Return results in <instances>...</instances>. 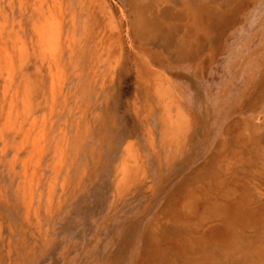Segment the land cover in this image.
<instances>
[{
	"label": "bare ground",
	"instance_id": "obj_1",
	"mask_svg": "<svg viewBox=\"0 0 264 264\" xmlns=\"http://www.w3.org/2000/svg\"><path fill=\"white\" fill-rule=\"evenodd\" d=\"M178 1L193 7L192 19L200 31H206L203 0H148L145 5L144 0H0V264H19V246L14 244L19 239V221L14 218L6 224L5 209L11 207L15 214L20 209L23 189L21 182L16 181L19 177L16 167L21 154L30 147V157L24 160L23 169L27 175L32 166L35 176V180H25L29 181L27 187L23 184L25 215L29 213L30 194L33 201L38 199L35 206L38 216L44 201L43 184H48L45 204L50 214L60 211L66 201L60 195L63 192L67 196L70 190L68 173L75 158L71 159L69 152L67 124L59 132V138L58 133H53L55 121H52L32 141L29 136L18 140L26 122L32 129L39 121L48 122V115L44 114L42 119L37 118V113L53 114L55 104H59L63 90L53 89L54 67L58 76L62 70L58 81L78 82L85 76L83 71L100 66L103 56L110 61L108 64L116 63L110 54L119 51L123 55L127 47L125 36L130 39L132 34L150 35L157 38L155 45H160L161 37L178 36V31L186 29L184 24L178 27ZM164 2L171 4L165 7ZM236 2L241 5L234 7L231 19L236 15L239 18L243 12L244 19L234 28L241 33L235 32L228 40L227 56L218 62H249L247 52L250 54L255 46L264 51V0H221L210 7L220 17ZM184 16L183 20L188 18V14ZM255 33L262 34L261 40L247 44L249 34ZM254 62L264 65V53ZM50 95L55 96L53 104ZM131 156L138 159L136 152ZM215 159L213 165L203 168L200 165L198 178H187L185 187L179 191L184 193L182 197L177 189L161 203L159 210L147 213L138 231L141 233L138 241L129 247L125 260L110 258L109 254L116 249L114 253L118 252L120 247H115V243L107 247L102 264H264V147L233 146ZM7 163L10 185L2 179ZM137 165L133 168L124 162L118 169L121 178L112 184L116 191L111 196L112 208L124 201L130 180L137 184L140 170ZM110 222L117 220L110 217ZM7 225L10 236L6 241ZM122 238L129 237L125 234ZM100 240L97 235L92 242L96 246ZM94 253L96 260L98 253L96 250ZM63 254L71 256L69 251Z\"/></svg>",
	"mask_w": 264,
	"mask_h": 264
},
{
	"label": "crops",
	"instance_id": "obj_2",
	"mask_svg": "<svg viewBox=\"0 0 264 264\" xmlns=\"http://www.w3.org/2000/svg\"><path fill=\"white\" fill-rule=\"evenodd\" d=\"M147 1L144 0L143 5ZM217 1L221 0H203L201 3L206 9V13L202 17L207 25L206 31H200L197 27L198 23L196 24L192 19L193 7L190 4L187 5L182 1L180 3L178 1V27L184 24L185 32L178 31V36L159 38L160 45H155L154 42L157 38H151L150 35L136 37L135 34H132L130 39L125 36L124 45L127 47L123 55L119 51L110 54L111 57L114 56L116 63L114 62L113 65L108 64L110 61L105 60V55L102 57L100 66L83 71L85 76H82V79L78 82H67V84L60 81L56 82L64 90L68 86L77 87L82 82H90L91 80L97 84L95 88H98L99 91L96 89V94H99L107 86H112L114 73L124 64L125 58L136 60L137 77L144 85V95L142 98L138 96L136 100H132V111L142 121H146L145 132L150 147H143L137 140H129L122 147L120 157L113 165L115 169L113 176L116 175V181L121 178L118 169L124 162H128L133 168L138 163L137 167L140 168L138 173L139 183L134 184V179L128 182L131 187L123 197L124 200L134 196L139 190H144L151 200L156 198L157 203L160 202L159 204L156 203L157 206L155 205V208L159 210L162 207L161 203L167 201L168 196L172 195L177 189L178 195L182 197L184 193L179 191L185 187L184 185L188 182L187 178L188 180L190 177L198 178L200 169L207 164L213 165L215 158L222 157L227 148L233 146L264 147V65L258 62L252 63L253 60L258 59V56L262 57L264 51H262V48L258 50V47L255 46L250 54L247 52V55L250 56L249 62H218L227 56L228 40L235 36V32L241 33L234 28L242 21V18L244 19V15L242 16V12L241 17L235 18L236 15L233 18L234 20L231 19V12L234 7L241 5V2H236V6L234 4L232 8L225 11L226 13H222L224 15L217 17L213 13V7H210ZM170 4V2L163 3L165 7ZM183 14L185 16L188 14V18L183 20ZM249 35L248 39L245 40L249 45L257 44L262 36L261 33L258 35L255 33L254 36ZM147 53L171 55L178 60L180 67L192 71L197 78L202 80L200 86L203 89V100L200 105L195 107L192 104V95L188 88L179 82L177 85L173 74L169 71L161 67H155L160 61L147 58L145 55ZM247 55L244 56L245 60H247ZM99 70H105L107 73L108 71L111 72L109 82H107V74H97ZM66 96V93L62 94L59 103L67 104L69 99ZM49 98L53 104L55 96L52 95L51 97L50 95ZM80 104H82L81 100ZM156 111L159 112L156 114ZM93 112L91 107L86 105L84 110L79 111L77 115L79 121L77 147L85 146L86 135L90 133L91 124L87 119L89 113L93 117L101 116L99 111ZM49 113V111H39L37 118L43 119L44 114H46L49 120L54 121L60 117L64 119L63 126L72 118L71 113H65L64 110L57 114ZM153 115H155L153 119L156 118L160 122V134H157L151 124ZM83 120L85 121L84 126L82 124ZM83 130L86 131L85 136L82 134ZM68 131L70 133L71 130ZM211 135L213 140L209 138ZM199 141L204 142L203 144L206 147H201V150L196 152L195 145ZM68 147H71V145L69 144ZM132 152L138 154V159L131 156ZM177 162L178 165L186 162V165L178 174L177 179L167 189L165 188V180L162 178V171L164 167H172ZM254 168H258V166L255 167L254 165ZM114 181H112L113 184ZM9 222L11 221H7L6 217V224L9 225ZM8 225L5 231L6 241L10 236ZM14 244L19 246L18 257L24 245L20 237L18 242Z\"/></svg>",
	"mask_w": 264,
	"mask_h": 264
},
{
	"label": "rangeland",
	"instance_id": "obj_3",
	"mask_svg": "<svg viewBox=\"0 0 264 264\" xmlns=\"http://www.w3.org/2000/svg\"><path fill=\"white\" fill-rule=\"evenodd\" d=\"M146 57L154 60L158 59V62H160L155 67L164 68L172 73L175 83L178 85L179 82L191 92L192 104L195 107L200 105L203 100V89L200 86L202 80L197 78L192 71L184 70L178 65V61L168 54L147 53ZM61 71H59L58 76L57 69L54 67L53 73H56L54 82L59 80L60 75H62ZM137 71L136 60L125 58L124 64L114 73L112 86H107L99 94H96V89L99 91L98 88H95L97 84L91 80L90 82L84 81L77 87L68 86L62 94L66 93L69 102L65 105L62 103L55 104L54 113L57 114L62 110L65 113H71L72 118L67 121V125L71 130L67 141L71 145L69 150L71 159L75 158V165L68 173L70 190L67 192V196L62 195L63 192L61 193L59 189L60 196L62 199L66 197V201L58 213L50 214L49 209H46L45 199L48 184L45 183L41 186V191L44 192V201L42 208L37 211L38 216L35 212L38 199L36 197L33 201L30 194H28V200L31 203L29 213L25 215L26 201H24L23 196V184L25 183L24 187H27L26 183H29V181L25 182V180H35V176L32 173V166L28 169L27 175L23 169L24 160L30 157V147L21 154V161L16 167L19 171V177L16 178V181L21 182L23 189L20 198V209L18 214H15L11 207L5 209L7 221H13L14 218L19 221L17 236L20 237L24 245L18 256L19 264H53V260L55 264H102L108 253L107 247L115 243V247L116 245H120V247L118 252L114 253L116 249L109 254L110 258L117 256L120 261H123L129 247L138 241L141 234L138 231L144 221L143 218L148 212L157 210L155 208L158 202L157 199L151 200L144 190H139L134 196L123 202H117L115 208L110 206V203H112L111 196L113 193L116 194L115 188L112 187V181L117 179L116 175L113 176L115 172L113 165L120 157L122 147L129 140H137L143 147H150L145 132L146 121H142L132 111V100H136L138 96L142 98L144 95V85L137 77ZM100 73L107 74V82L110 81V71L108 73L105 70L97 71V74ZM51 80L52 78L49 82ZM64 83L67 84V80ZM61 87L60 84L56 83L54 91H58ZM80 100L82 104H80ZM86 105L91 107L94 112L99 111L101 116L93 117L89 113L87 119L91 124L90 133L86 135L85 146L77 147L79 122L77 115L79 111L84 110ZM155 115L151 118V124L157 134H160V122L156 118L153 119ZM63 120L60 117L54 120L53 133H58L57 138H59ZM50 123H52L51 120L48 122L42 120L32 129L29 121L26 122L21 128L18 140L27 139V136H29L28 139L32 141L38 133L47 130ZM82 124L85 125L84 120ZM85 133L86 131L83 130V136H85ZM209 138L213 140L212 135ZM203 143L199 141L195 145L196 152H199L201 147H206ZM11 154L12 151L9 152L8 157ZM185 165L186 162H182L180 165L177 162L172 167H164L162 178L165 180V188L168 189L172 185ZM9 167L10 165L7 163L4 167L5 175L2 176L6 185L11 183ZM108 216L115 218L117 222L111 224ZM121 226L122 230L118 231ZM125 234L129 238L124 240L122 235ZM97 235L101 236V240L95 246L92 240ZM123 241H125L126 247ZM66 245L70 248L67 249ZM95 250L98 253L96 260H94ZM68 251L71 253L72 258L75 255V258L70 262L71 256L67 258L63 254V252Z\"/></svg>",
	"mask_w": 264,
	"mask_h": 264
}]
</instances>
